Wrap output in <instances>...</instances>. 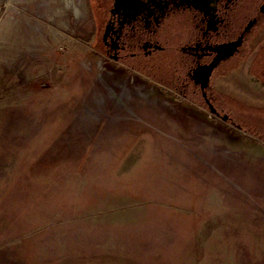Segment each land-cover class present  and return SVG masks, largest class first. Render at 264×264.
<instances>
[{
	"label": "rangeland",
	"instance_id": "374dc122",
	"mask_svg": "<svg viewBox=\"0 0 264 264\" xmlns=\"http://www.w3.org/2000/svg\"><path fill=\"white\" fill-rule=\"evenodd\" d=\"M87 4L0 0V264H264V22L217 117L94 52Z\"/></svg>",
	"mask_w": 264,
	"mask_h": 264
},
{
	"label": "flooded vegetation",
	"instance_id": "af4514ba",
	"mask_svg": "<svg viewBox=\"0 0 264 264\" xmlns=\"http://www.w3.org/2000/svg\"><path fill=\"white\" fill-rule=\"evenodd\" d=\"M87 5L86 37L94 52L213 108L214 77L233 68L264 22V0H88ZM231 47L233 53L226 55Z\"/></svg>",
	"mask_w": 264,
	"mask_h": 264
},
{
	"label": "water",
	"instance_id": "95a60500",
	"mask_svg": "<svg viewBox=\"0 0 264 264\" xmlns=\"http://www.w3.org/2000/svg\"><path fill=\"white\" fill-rule=\"evenodd\" d=\"M233 51H234V48L231 47V49H229V51L226 55L233 53ZM220 59H221V56L217 58V60H220ZM210 71H211V66L208 68V71L206 73H204V80L202 82V88H204L206 85ZM209 110L212 114H214V115L217 114L216 110L212 106L209 107ZM226 118H227V116H223L222 120L226 121Z\"/></svg>",
	"mask_w": 264,
	"mask_h": 264
},
{
	"label": "bare ground",
	"instance_id": "6f19581e",
	"mask_svg": "<svg viewBox=\"0 0 264 264\" xmlns=\"http://www.w3.org/2000/svg\"><path fill=\"white\" fill-rule=\"evenodd\" d=\"M100 76H101V73L98 74V76H97L98 79L100 78ZM109 89H110L109 91L111 93V97L114 98V99H117L119 101V104H122L121 99L119 98V96L117 94H115L111 88H109Z\"/></svg>",
	"mask_w": 264,
	"mask_h": 264
}]
</instances>
